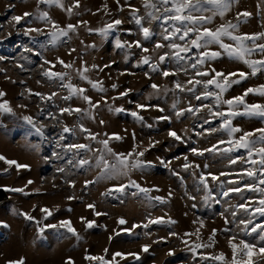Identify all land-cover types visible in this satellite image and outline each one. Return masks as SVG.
<instances>
[{
  "label": "rangeland",
  "instance_id": "obj_1",
  "mask_svg": "<svg viewBox=\"0 0 264 264\" xmlns=\"http://www.w3.org/2000/svg\"><path fill=\"white\" fill-rule=\"evenodd\" d=\"M79 3L74 9L78 14L69 16L56 6H38L37 0H0V93H4L0 104L7 102L11 109L0 111V156L5 158L0 160V189L6 197L0 200V264L21 259L23 264H101L86 256L104 257L107 264H231L232 237L236 245L241 240L255 245L253 264H264V254L259 252L264 247V214L256 211L264 194L248 187H264L259 184L264 177L260 176L261 166L252 164L246 150H237L234 144L243 133L264 128V122L254 116H236L231 126L241 131L230 137L221 128L224 118L212 114L227 112L228 106L217 107L214 96L203 99V83L197 85L195 92L186 90L191 87L189 80L206 81L215 72L247 73L246 79L223 93L222 99L229 100L243 96L249 88L264 86V70L252 75L248 66L223 53L216 44L208 45V50L222 54L193 69L191 65L198 58L196 49L180 53L186 59L178 60L174 50L167 47L170 42L181 46L186 43L163 38L165 29L171 30L170 25L145 18L142 25L150 29L151 35L144 38L131 15L133 9H138V15L146 17L150 9L143 7L144 0ZM63 4L67 9L74 0H63ZM40 11H47L61 27L87 23H80L75 31L53 44L47 35L52 25L36 18ZM26 12L33 15L24 17ZM245 12L250 15L239 17L234 34L264 33V0H234L223 19L216 16L206 26L214 30L227 22L237 23L238 14ZM16 16L23 17L19 23L13 19ZM115 20L121 24L108 35L97 31ZM31 28L41 31L26 35ZM117 41L123 47H117ZM136 41L142 47H136ZM158 43L165 46L157 49ZM224 43L234 41L225 38ZM256 43L264 44V37ZM248 46L254 47L252 42ZM144 48L148 51L144 52ZM165 54L166 59L161 62L159 57ZM145 56L149 57V64L143 63ZM58 59L72 67L65 68ZM248 59H264V54L255 51ZM85 68L87 80H82L78 73ZM46 71L67 76L64 81L49 79L44 75ZM197 71L210 75L196 76ZM165 72L169 75L165 76ZM88 80L100 82L104 91L94 90ZM69 82L86 89L85 95L98 107L76 96L65 100L69 92L62 85ZM177 83L185 90L177 89ZM154 84L158 88L154 89ZM208 91L219 90L210 86ZM197 96L201 99L197 100ZM244 100L248 105H264V96L259 94H249ZM63 108L84 111L61 115ZM190 108L193 111H187ZM179 112L183 115L177 116ZM24 117H30L32 123ZM81 125L97 139L86 138L88 133L80 130ZM66 127L70 131L65 132ZM36 128H42V134H37ZM169 132H175L180 139ZM114 134L122 139L116 140ZM109 137H113L109 140L113 152H143L138 159L145 165L131 169L127 175L103 174L97 157L104 155L109 161L114 158L98 151L103 149L98 141ZM74 144H88L91 151L69 149ZM81 159L89 164L81 166ZM5 160L25 167L17 168ZM186 163L187 169L183 167ZM248 171L256 172V176H247ZM201 175L206 177L211 192L207 200L199 182ZM212 176L218 179L214 181ZM131 181L149 191H139ZM237 187L240 192L229 191ZM13 188L23 191L7 190ZM88 205H94V209ZM41 209L52 214L48 216ZM121 219L124 224L119 223ZM157 219L162 222L150 223ZM169 220L175 223H168ZM62 221H69L76 235L61 228ZM88 222L93 224L91 228L87 227ZM213 229L215 243L192 251L197 244L210 243ZM116 253L122 255L114 258ZM221 253L222 262L205 259ZM238 259L246 261L248 257L238 254Z\"/></svg>",
  "mask_w": 264,
  "mask_h": 264
},
{
  "label": "snow or ice",
  "instance_id": "obj_2",
  "mask_svg": "<svg viewBox=\"0 0 264 264\" xmlns=\"http://www.w3.org/2000/svg\"><path fill=\"white\" fill-rule=\"evenodd\" d=\"M117 2L119 3V0H117ZM233 3L234 0H144L143 7L146 10L150 9V11L146 12V17H140L138 15V11H139L138 9H133L131 15L135 23L140 26V30L145 39H147L151 35L150 29L143 27L142 25V21L145 18H147L149 21L152 20L162 21L164 24L170 25L171 30L166 28L165 32L167 34L163 38L167 41H172L173 39H179L180 41H185L186 43L185 46H181L174 42H170L167 45V47L174 50L173 54L175 58L178 60L186 59V57L181 56L180 53H189L192 51V49H196L198 52V58L195 60V63L191 65L193 69H195L197 65H203L207 60L216 59L222 54L221 52L208 50V45L216 44L219 46L220 49L223 50V53L227 54L229 57L233 59L241 61L251 69L252 75H256L257 72L264 70V59L250 60L248 59V57L255 51H259L260 53L264 54V44L256 43L258 39L264 37V33L253 34V35L245 34L242 36L234 34L239 27V17L240 16L247 17L250 15L249 13L245 12L238 14L237 23L227 22L219 25L214 30L206 26L208 24H211L213 18L216 16H219L221 19H223L225 14L230 10ZM41 4L47 5L49 7L56 6L58 8H61L62 10H65L69 16H72L73 14H78V13H74V9L80 6L79 0H74L73 6L67 9H64L63 0H37V5L39 6ZM157 12L159 13V15L155 14ZM205 13H210V15H206ZM23 15L24 17H29L32 16L33 14L26 12ZM22 18L23 17L21 16L13 17L16 23H19ZM36 18L39 21H42L44 23H50L52 25V31L47 33V35L51 37V42L53 44H56L62 38L67 37L70 32L75 31V29L79 26L80 23L83 24L87 23L86 21H81L77 25L68 24L65 27H61L55 21L51 20L49 13L47 11H40ZM120 24H121L120 20H115L112 24H108L104 28L99 29L97 31H99L101 35L106 36L111 30H113L114 26H118ZM29 31L40 32L41 29L31 28L26 30L25 34L27 35V32ZM89 31L92 30L90 29ZM225 38L234 41V44L224 43ZM248 42H252L254 47H249ZM135 45L136 47H142L139 41H136ZM164 46L165 45L158 43L156 45V48L159 49ZM117 47H123V45L120 44L119 41H117ZM129 47H131V45H129ZM143 51L147 52L148 49L144 48ZM166 56L167 54L160 56L159 60L163 62L166 59ZM45 63H49V62L45 61ZM58 63L63 65L65 68L72 67V65L65 64L64 61L59 59H58ZM143 63L149 64V57L145 56L143 58ZM153 70H156L155 67H153ZM85 72H87L86 68L78 73V75L82 80H87V77L85 76ZM163 74L165 76L169 75V73L167 72ZM44 75L47 76L49 79L55 78L60 81H64L65 77L67 76V73H56V72L46 71ZM209 75L210 74L208 72H202V71L196 72V76H200V77L209 76ZM247 75L248 74L244 72H239V73L233 72L227 74L222 72H215V75L206 81H201L198 79L188 81V84H190L191 87L186 89L187 91L195 92L197 85L203 83V86L205 88L203 99L207 100L209 97L214 96L217 107H219L221 104H226L228 106L227 112H218V111L212 112V109L210 107H209V111L212 112L214 116H219L224 118V122L221 124V128L225 129L230 137L233 135V133L241 131V129L234 128L231 126V120L236 116L239 115L254 116L260 118L261 121L264 122V105H259V104L248 105L245 103L244 100V97H246L249 94H259L264 96V86H261L259 89L249 88L245 91L243 96L233 97L232 99L229 100L222 99L223 93L226 92L228 88H230L233 84L240 83L241 81L246 79ZM235 76H238L239 79H230V77H235ZM87 82L91 84L94 90L99 92L104 91L100 82H92L90 80H88ZM62 86L67 88L69 92V95L64 97L65 100H70L73 96H76L82 98L92 107H98V104H92L91 98L85 95V92L87 91L86 89L78 88L72 85L70 82L67 84H63ZM210 86H214L219 91L217 93L208 91ZM115 87L116 85H113V88ZM152 87L154 89L158 88V86L155 84L152 85ZM176 88L180 89L181 91L185 90L184 87L179 83H177ZM3 95L4 93H0V96ZM37 95L39 94L37 93ZM48 99H51V97H48ZM196 99L197 100L201 99V96H197ZM138 107L143 108L144 106L138 105ZM241 107L243 108V111L236 110ZM0 111L11 112V109L7 107V102L0 104ZM83 111L84 110L80 108L60 109L61 115L65 113L71 115L73 112L81 113ZM117 111H119V109ZM187 111H193V109L190 108ZM132 115L137 119H142V117H138L136 113H132ZM180 115H183V112L177 113V116ZM162 119H167V117H162ZM24 120L29 124L32 123L30 117H24ZM101 124H103V121H101ZM80 130L82 132L88 133V137L86 138L92 140L97 139L95 134H91L89 130L84 128L82 125ZM35 131L37 134H42V128H36ZM64 131L68 132L70 130L66 127L64 128ZM169 135L176 139H180V137L175 132H169ZM112 138L113 137H109V139L98 141L100 144L103 145V149L98 151L106 152L114 158V161H109L104 155H100L97 157V165L101 166V172L103 174L127 175L128 171H130L131 169L140 168L145 165V162L138 159V157L144 155L143 152L136 153L135 149L127 154L113 152V150L109 147V140ZM114 138L116 140L122 139V137L115 134H114ZM229 143H233V141H229ZM234 144L237 150L239 149L246 150L248 159L251 161L252 164L255 165L258 163L261 166L260 176L264 177V128H259L253 130L252 132L243 133V135H241L239 139H236L234 141ZM68 147L69 149H73V148L76 149L77 152L91 151L88 144H74V145H69ZM230 150L231 149H226V151H230ZM193 152H196V150L193 149ZM254 157H258L259 160L257 161ZM4 159H5L4 157L0 156V160H4ZM5 162L9 165L15 164L17 168L25 167L23 165L17 164L15 161L5 160ZM79 163L81 166H83L89 164V161L85 159H81ZM233 163H235V161H233ZM183 167L187 169L189 165L186 163ZM221 175L224 174L221 173ZM246 175L249 177H255L256 172L248 171ZM212 179L215 181L218 178L216 176H212ZM199 182L204 186L206 192L205 200H207L208 197L211 195V192L206 182V177L204 175H201ZM130 183L132 186L137 187L141 192L147 193L149 191L148 189L140 188L139 185H136L134 181H131ZM259 184L264 185V178L259 179ZM123 187L124 186H121V188ZM248 187L251 191L260 192L264 194V187H256L251 185ZM7 190L13 192L23 191V189H16V188L7 189ZM229 191L240 192L241 189L237 187L230 189ZM224 195L227 196L228 192H225ZM155 199L162 201V198L160 197H156ZM259 204L261 207L257 208L256 211L264 214V199H261L259 201ZM87 207L94 209V205H88ZM239 207L245 208V210H247V208L244 205H240ZM41 211L47 213L48 216L52 214L48 209H41ZM96 215H100V213H96ZM25 218L32 219V217L29 216H25ZM46 218L47 216L45 217V219ZM160 222H162V220L160 219H157L155 221H150V223H160ZM119 223L124 224L125 221L121 219ZM168 223H175V221L169 220ZM92 226L93 224L91 222H88L87 227L91 228ZM47 227L55 228L56 226L47 225ZM60 227L66 228L68 232L72 233L73 235H76L75 230L70 226L69 221H62L60 223ZM134 227L136 226L134 225ZM145 227H147V225H145ZM40 231L43 232V229H40ZM252 231H256V229L253 228ZM173 235H175V233H173ZM185 235L187 236L190 234L185 233ZM215 235H216V230L213 229L212 235L209 237L210 243L197 244L192 248V251H195L197 248H201V247H211L212 244L215 243L214 240ZM234 239L235 237L229 239V247L231 248L232 251L231 264H253L252 256L254 255V249L256 248V246L251 243H247L244 240H241L240 244L236 245L235 243H233ZM185 243H187V241H185ZM143 250L146 252L148 250L147 246H145ZM259 252L261 254H264V247H261L259 249ZM238 254L246 256L248 257V259L246 261H241L240 259H238ZM118 255H122V254L116 253L114 254V258L115 256ZM86 259L99 260L101 264H107V261H105L104 257L86 256ZM205 259H212L218 262H222L224 260V254L221 253L214 257H205ZM8 264H23V260L21 259V261H9Z\"/></svg>",
  "mask_w": 264,
  "mask_h": 264
},
{
  "label": "trees",
  "instance_id": "obj_3",
  "mask_svg": "<svg viewBox=\"0 0 264 264\" xmlns=\"http://www.w3.org/2000/svg\"><path fill=\"white\" fill-rule=\"evenodd\" d=\"M6 197H5V194H4V190L3 189H0V200H4Z\"/></svg>",
  "mask_w": 264,
  "mask_h": 264
}]
</instances>
